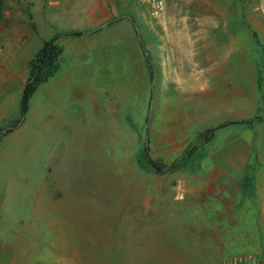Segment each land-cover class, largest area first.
Here are the masks:
<instances>
[{"label": "rangeland", "instance_id": "1", "mask_svg": "<svg viewBox=\"0 0 264 264\" xmlns=\"http://www.w3.org/2000/svg\"><path fill=\"white\" fill-rule=\"evenodd\" d=\"M11 2L26 3L35 30L30 26L20 46L12 39L17 62L10 67L20 76L0 80L2 128L20 117L24 57L32 58L56 33L78 29L91 36L82 45L63 40L58 71L38 86L23 119L0 138V245L6 241L0 264H216L202 254L213 255L215 242L226 235L224 210L210 218L218 230L183 232L178 217L151 211L156 200L149 191L162 185L169 190L180 175H200L207 169L201 162L233 159L247 192L255 177L241 175L243 160L264 173V0H215L211 65L163 47L165 8L155 15L137 0H109L111 13L99 22L89 0L71 8L52 0ZM195 14L191 0H179L171 12ZM180 61L184 80L173 74ZM234 119L251 121L204 134ZM243 144L249 152L243 153ZM146 146L157 169L145 161ZM177 163L181 168L167 174ZM160 174L168 184L154 180ZM240 191L233 224L249 228L257 216L242 217ZM165 199L160 207L176 205L168 193ZM236 228L235 235L254 245L251 252H264L263 231Z\"/></svg>", "mask_w": 264, "mask_h": 264}, {"label": "crops", "instance_id": "2", "mask_svg": "<svg viewBox=\"0 0 264 264\" xmlns=\"http://www.w3.org/2000/svg\"><path fill=\"white\" fill-rule=\"evenodd\" d=\"M178 1L179 0H166L165 3L166 14L163 15L162 21L160 22L162 26L163 47L170 46V48H168L169 54L177 56L181 54L182 56L186 55L188 57L192 55L194 58L197 56V62L201 63L204 60V62L211 65L212 58L215 56L213 49L215 35L213 36V33L218 25V7L215 0H191L192 7L196 9L195 15L173 16L171 15V12L177 7ZM53 2L55 3L54 5L58 7L71 8L75 5L76 0H55ZM25 5V2L18 3L6 0L5 9H3L2 15L0 16V24L3 25L0 26V34L3 36V40L0 41V80L2 83L13 81L15 75L18 77L20 76L17 71L10 67L12 63L17 62L16 55L11 51L10 46L14 44L12 42L13 40L15 41V44L20 46L22 40L25 39L27 35L31 34L29 30L31 23L29 21H31L32 18H30L25 11ZM237 7L239 10L241 9L240 1L237 4ZM111 8L112 6L109 5V0H89L88 9L91 10L93 15L98 17V19H96L99 22L111 13ZM24 26H26V29ZM31 29L35 30L32 26ZM90 34L91 32H86L81 36H64V38H60L61 41L59 42V45L62 48V55L63 40H72L75 41L74 43H77L76 45H82L87 42L89 39L88 37L91 36ZM181 46L183 47L181 48ZM174 47L177 48L175 49ZM30 59L29 56H25L21 64L22 66L27 67V69L22 71V86H24L28 77V61ZM188 64L190 65V63ZM183 65V62L180 61L179 67L176 69L177 72L173 73H178V77H180L181 80L186 79V77H184L185 72L182 73L184 68ZM26 71L27 75H25ZM191 119L193 118H190V120ZM201 119L200 113L197 115V121L196 118L194 119V121L199 124L200 131ZM232 147L233 146L230 145V148ZM242 151L243 153L249 152V146L243 144ZM245 163V160L241 163V175L244 176L247 172H254L253 174L255 178L251 192H247L244 187L246 185L245 180L243 178L240 179L238 174L236 175L238 172H236L235 169L239 166L236 165V162L233 159L210 161L208 166L203 165L205 163L201 162L200 167L207 169L203 170L200 175L194 174L184 178L182 177L183 180L180 179V175L177 178V182L172 186H169V190H164L163 185L161 191L158 186L156 189L152 187L150 189L151 191H149V195L152 196V200H156V206L153 204L151 211L157 215L161 214L164 216L178 217V225H181V230L185 232V230H218V227L215 225L216 223H212L210 218L216 212H220L219 210H224L221 211L223 216L225 214V219L222 221L224 227L221 228V231L226 232V235L221 242L219 240L215 242L216 247L214 246L215 249L213 255H207V252H205L202 256L205 258L210 257L212 262L220 264L221 261L229 255L247 252L249 250L251 251V249L254 248V245L249 241L246 242L244 237H239L234 234V228L236 227L233 224V219L234 215L239 214L234 210L236 202L235 198L238 197L239 190H241V203H239L241 204L240 214L242 217L257 216V221L255 223L246 222L248 226L250 224L252 227L236 229L239 231L250 230L264 232V173L257 171V169L260 168V165L255 166L253 162L248 165ZM181 166L182 165H179L178 163L172 165L167 171V174L179 170ZM165 174L157 175L154 180H158L157 182H160V184H164L165 182L168 184L169 182L167 180L169 178ZM167 193L170 195V199H172L171 201L176 203V205L169 203L166 205L162 204V207H160L159 200H166L165 197ZM172 196L173 198H171ZM238 201L239 200H237V202ZM188 215L204 216L206 220L204 219L205 222L202 223H190L187 222L185 218ZM17 222L18 223L15 224V227L19 224L20 219ZM246 223H244V225H246ZM186 224H188L189 227H187ZM7 241L9 242V240ZM5 242L6 241H2L0 246H4Z\"/></svg>", "mask_w": 264, "mask_h": 264}, {"label": "trees", "instance_id": "3", "mask_svg": "<svg viewBox=\"0 0 264 264\" xmlns=\"http://www.w3.org/2000/svg\"><path fill=\"white\" fill-rule=\"evenodd\" d=\"M2 0H0V7L2 6ZM83 31L81 30H68L63 33H56L52 37L44 40L42 46L38 49L35 55L28 61V77L22 88L20 97V117L13 121L7 128L0 127V138L12 131L23 119L28 111L30 99L36 92L38 86L43 82L51 78L59 69L60 60L62 56V48L59 45L60 38L64 36H81ZM253 38L256 37V33L252 31ZM249 119H234L227 120L216 126L210 127L204 131V134H213L214 131L223 128L230 124H242L248 123ZM203 133H201L202 136ZM146 159L145 161L150 164L154 169H157L154 160L149 157V147L146 146ZM178 166V165H177Z\"/></svg>", "mask_w": 264, "mask_h": 264}, {"label": "built area", "instance_id": "4", "mask_svg": "<svg viewBox=\"0 0 264 264\" xmlns=\"http://www.w3.org/2000/svg\"><path fill=\"white\" fill-rule=\"evenodd\" d=\"M55 1V0H52ZM150 6L158 15L165 8L166 0H137ZM220 264H264V252H241L225 257Z\"/></svg>", "mask_w": 264, "mask_h": 264}]
</instances>
